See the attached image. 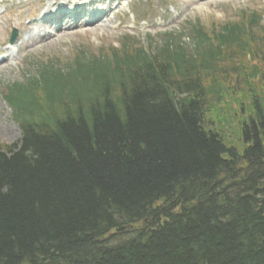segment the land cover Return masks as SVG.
<instances>
[{
	"label": "trees",
	"instance_id": "1",
	"mask_svg": "<svg viewBox=\"0 0 264 264\" xmlns=\"http://www.w3.org/2000/svg\"><path fill=\"white\" fill-rule=\"evenodd\" d=\"M252 27L139 52L131 73L116 61L113 82L44 75L41 98L37 81L19 86L23 140L0 146V264H264V103L240 122L243 149L206 115L222 57L264 52V34L243 38Z\"/></svg>",
	"mask_w": 264,
	"mask_h": 264
},
{
	"label": "rangeland",
	"instance_id": "2",
	"mask_svg": "<svg viewBox=\"0 0 264 264\" xmlns=\"http://www.w3.org/2000/svg\"><path fill=\"white\" fill-rule=\"evenodd\" d=\"M252 5H253L252 2L237 1L235 2L234 5H228L223 8L213 9L207 6V8L204 9L200 7V9L196 11V13L192 14V12L187 7H185L183 3H181L179 5V8L181 9L182 16L176 19L171 18L168 21H166L165 28L166 30H169L168 28H171L173 24L176 23L177 21H181L182 23H185L189 17H194V20L200 19L203 24V27L210 31L211 24L213 23L208 24L206 23L207 20L216 19L215 17L222 18L223 12L238 11L240 9L248 8ZM232 17H233V14L229 13L228 18H232ZM258 21L259 20L257 19L255 22H258ZM260 26H262V23L260 24ZM142 39L144 40L143 37H140V40L139 39L137 40L141 41V43L144 44V41ZM112 41H114L113 45L111 43L105 44V42L100 43L95 37L91 38V36L88 38H84L82 40H73L72 42H70L71 44L69 43L67 46V49L69 51L68 55H63L64 53H62L59 48L54 49V46L48 47V48L45 47L41 52V55H43L41 57V60L47 57H50V56H58L59 58H61V60L69 59L71 54L75 50H77V48H85L84 45H80L84 42H92V44L90 46H87V48L89 49L90 52H95L93 54H105L108 51L109 53H113L114 50L118 49V44H121V43L116 42L115 40H112ZM186 42H189V41H186ZM75 45H78V46H75ZM101 46H102V49L99 50ZM108 48L110 49L106 51ZM98 50L100 52L101 51H106V52L97 53L96 51ZM34 52L35 51L33 50H29V52H27L26 54H29V55L35 54ZM34 57L35 56H31L30 58L33 59ZM247 59H250V57H247ZM67 62L68 61L62 62L60 63V65H65L67 64ZM259 70H260V66L257 63H254V64H249L248 66H246L244 69V72L253 74V77H254L255 72ZM5 74H8V73H5ZM14 74H15L14 76L17 79L21 80L24 72L20 73L19 71H15ZM233 76L229 77L228 79H226V81L222 82L223 87L219 91L223 90V95H221L222 97L220 99V102L216 105L217 108L215 110H209L208 114L206 115L210 120H213L215 122L216 121L221 122L220 123V125L222 126L221 131L229 137V139L226 140V143L235 145L236 147L243 149V146L241 145V143H237L238 141L237 132L239 131V128H240V122L245 121L246 120L245 118H248L250 116L249 115L250 111H253L252 109L253 105L249 103L248 101H254L255 93L248 92L249 88L246 85L245 79L237 80L235 79V76L234 77ZM237 82L245 86V89L240 86H237L236 85ZM209 97H210V101L216 98L215 96H212V95H210ZM241 108L245 110L244 114H240ZM9 113H10L9 109H6L3 105H0V144H8V143L15 142L20 137L19 129L17 132L15 128V124L12 123V121L9 118Z\"/></svg>",
	"mask_w": 264,
	"mask_h": 264
}]
</instances>
